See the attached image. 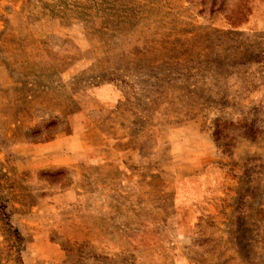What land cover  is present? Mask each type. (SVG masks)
<instances>
[{
  "label": "rangeland",
  "instance_id": "rangeland-1",
  "mask_svg": "<svg viewBox=\"0 0 264 264\" xmlns=\"http://www.w3.org/2000/svg\"><path fill=\"white\" fill-rule=\"evenodd\" d=\"M0 264H264V0H0Z\"/></svg>",
  "mask_w": 264,
  "mask_h": 264
},
{
  "label": "crops",
  "instance_id": "crops-1",
  "mask_svg": "<svg viewBox=\"0 0 264 264\" xmlns=\"http://www.w3.org/2000/svg\"><path fill=\"white\" fill-rule=\"evenodd\" d=\"M81 148L83 149V151L89 150L92 152L94 150V149H86L88 147H85V146H82ZM90 170H93V168H91ZM92 196H94V195H92ZM93 198H95V197H93ZM96 199H98L97 204H96L97 209H100L99 208V206H100L99 200H100L101 205L104 209V212L102 214H100L99 212L97 213L98 216L101 215V216L107 217L109 215H123V212H121L122 211V204L119 201V198L114 194L113 191L103 195L102 198L97 197ZM92 209H94V208H92ZM95 209H96V207H95ZM137 214H138V217H139V215H141L140 213H137ZM144 224L145 223H143V221H141V220L139 223L135 221L134 226H130V225H127L124 223L125 228L118 229L119 230L118 232L120 233L119 234L120 238H122L119 241H121L124 245H126V246L130 245L133 248L157 247V246H159L160 242H156V243L153 242L155 240H157V241L161 240V239H159L161 236H159V233H158L159 230L156 227V225H152L154 227V228L151 227V229H150L152 239H148V236H149L147 234L148 229H147V231H145L144 228H146V227ZM100 229L103 232V237L105 239L108 238V235L109 236L110 235L112 236L113 234L115 235V232L112 231V229L108 228L107 226H104L103 224L100 227Z\"/></svg>",
  "mask_w": 264,
  "mask_h": 264
}]
</instances>
